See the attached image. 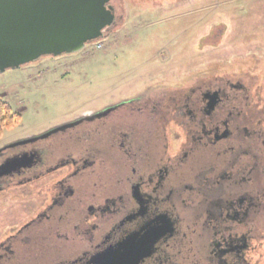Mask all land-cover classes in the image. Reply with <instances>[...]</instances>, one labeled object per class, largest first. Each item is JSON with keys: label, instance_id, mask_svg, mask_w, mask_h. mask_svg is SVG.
<instances>
[{"label": "flooded vegetation", "instance_id": "af4514ba", "mask_svg": "<svg viewBox=\"0 0 264 264\" xmlns=\"http://www.w3.org/2000/svg\"><path fill=\"white\" fill-rule=\"evenodd\" d=\"M201 71L0 145V264H264V97Z\"/></svg>", "mask_w": 264, "mask_h": 264}, {"label": "rangeland", "instance_id": "374dc122", "mask_svg": "<svg viewBox=\"0 0 264 264\" xmlns=\"http://www.w3.org/2000/svg\"><path fill=\"white\" fill-rule=\"evenodd\" d=\"M112 3L122 21L107 30L101 48L87 43L0 72L2 95L22 114L0 145L201 70L243 78L264 97V0ZM28 217L24 208L0 210L2 234Z\"/></svg>", "mask_w": 264, "mask_h": 264}, {"label": "water", "instance_id": "95a60500", "mask_svg": "<svg viewBox=\"0 0 264 264\" xmlns=\"http://www.w3.org/2000/svg\"><path fill=\"white\" fill-rule=\"evenodd\" d=\"M115 20L111 0H0V72L43 56L79 52L102 38ZM31 160L26 155L7 159L0 164V178Z\"/></svg>", "mask_w": 264, "mask_h": 264}, {"label": "trees", "instance_id": "16d2710c", "mask_svg": "<svg viewBox=\"0 0 264 264\" xmlns=\"http://www.w3.org/2000/svg\"><path fill=\"white\" fill-rule=\"evenodd\" d=\"M21 117L22 114L14 109L0 90V137L3 135L5 129L12 128L21 120Z\"/></svg>", "mask_w": 264, "mask_h": 264}, {"label": "built area", "instance_id": "2783aa9c", "mask_svg": "<svg viewBox=\"0 0 264 264\" xmlns=\"http://www.w3.org/2000/svg\"><path fill=\"white\" fill-rule=\"evenodd\" d=\"M98 47L101 48L102 47V44H99Z\"/></svg>", "mask_w": 264, "mask_h": 264}]
</instances>
